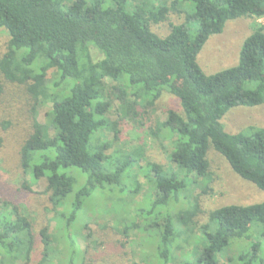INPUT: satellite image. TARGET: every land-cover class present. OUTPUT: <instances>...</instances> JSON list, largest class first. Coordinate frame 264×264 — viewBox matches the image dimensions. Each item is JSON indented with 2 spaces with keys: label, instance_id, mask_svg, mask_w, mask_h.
Listing matches in <instances>:
<instances>
[{
  "label": "trees",
  "instance_id": "obj_1",
  "mask_svg": "<svg viewBox=\"0 0 264 264\" xmlns=\"http://www.w3.org/2000/svg\"><path fill=\"white\" fill-rule=\"evenodd\" d=\"M183 4L189 10L181 11ZM181 13L186 16L183 24H198L194 34L182 24L170 23L171 15ZM242 18L264 19V0H0V31L9 38L7 52L0 57V75L26 87L35 104L31 133L19 153L22 178L30 179L24 180L22 190L30 195L31 183L46 180V190L38 196L48 204L45 211L51 207L57 214L59 233L51 235L45 217L38 228L21 205L2 203L0 264H34L37 254L39 264H86L73 231L85 201L104 186L126 190L109 212L119 216L118 232L126 239L132 230L149 233L158 264H219L228 248L236 252L229 258L231 264H264V202L204 213L188 193L211 175L210 148L236 176L264 192V128L232 135L222 123L234 108L264 104V27H256L244 41L235 67L207 76L197 62L211 37ZM159 25L169 26L167 35L153 30ZM92 50L99 60L93 59ZM51 71L61 78L54 85L47 82ZM65 80L75 82L68 96L60 87ZM141 91L146 102H138ZM2 94L0 80V98ZM164 94L177 99L182 114L169 111L149 136L173 143L170 162L176 169L168 172L146 163L151 182L141 174L143 169H137L154 190L151 209L140 208L141 216L151 218L157 210H166L147 230L126 220L133 213L124 199L137 192L126 184L135 178L138 154L108 155L112 147L99 136L107 130L119 134L118 125L106 118L113 106L109 96L121 102L119 111L125 118L133 119L142 103L153 108ZM131 96L135 100L128 102ZM46 102L52 105L47 129L53 136L37 121L36 108ZM166 131L169 138L162 137ZM4 146L0 134V151ZM181 199L187 209L172 217L169 210ZM59 208L65 210L60 214ZM183 244L193 248L183 252ZM177 253H190L193 260Z\"/></svg>",
  "mask_w": 264,
  "mask_h": 264
},
{
  "label": "rangeland",
  "instance_id": "obj_2",
  "mask_svg": "<svg viewBox=\"0 0 264 264\" xmlns=\"http://www.w3.org/2000/svg\"><path fill=\"white\" fill-rule=\"evenodd\" d=\"M168 1L173 2L174 0ZM187 9L189 10L185 4L180 7L181 11ZM185 17L183 13L173 14L169 21L173 25L182 24L191 34H194L198 24L194 21H186L183 24ZM259 26L264 27V19L256 21L253 18H242L228 22L221 35L211 37L197 58V62L205 75H215L235 67L239 62V54L244 41ZM153 30L160 36H165L169 32V26H153ZM8 40V33L1 30L0 57L7 52ZM92 56L95 61L100 59L95 50H92ZM0 80L3 86V94L0 98V134L5 141V146L0 151V207L2 203L6 202L21 205L36 220L35 223L38 228L43 226L45 217V221H50L51 235L58 237L59 233L55 221L57 214L51 211V207L45 211L48 204L46 205L44 201L39 200L40 196H38L45 192L46 180L41 179L36 184L31 183L30 190H28L30 195L22 190L24 180L30 181V179L29 177L22 178L19 168V153L24 140L31 133V112L35 104L30 100L26 87L9 83L2 75H0ZM57 80L60 82L61 78L60 76L57 77L55 71L48 73L47 82L49 85H54ZM74 83L73 80L61 82L60 87L65 89V96L69 95ZM108 92L111 93V90ZM109 97L113 100V106L106 118L110 123L118 125L119 134L116 136L111 130H107L99 138L111 145L112 150L108 155L118 154L115 158L134 157L135 154H138L139 160L133 171L135 178L126 184L130 189L137 190L135 194L124 199L125 204L131 207L130 213H133V217L126 218V220H130V224L134 223L136 226L149 230L150 225L159 220L158 214H164L166 210H157L151 218L141 216L140 208L145 211L151 209V201H154V190L140 176V171L137 169H143L141 174L150 182L152 175L149 174L148 167H145L146 163L159 164L168 172L176 169L170 162L173 143L153 139L149 136V131L155 128L157 122L166 121L169 111L182 114V110L177 99L164 94L153 108H148L142 103L137 108V118H125L119 111L121 102L112 96ZM137 99H139L138 102H146L145 92L141 91ZM134 100L135 98L131 96L128 102ZM36 109L37 121L46 130H49L47 132L50 136H53V130L47 129V126L49 127L48 115L51 113L52 105L46 102L39 104ZM222 123L225 131L232 135L241 132L248 134L251 128L262 129L264 128V104L254 108H234L224 117ZM163 136L169 138V133L166 131ZM208 161L210 177L205 183L192 186L188 192L192 198L190 201L193 202L194 199H197L204 213L229 206H251L264 202V192L236 176L228 162L213 148H210L208 152ZM83 179L85 182V178ZM76 191L77 189L74 190L73 194ZM125 193V189L119 190L117 187L104 186L103 189L99 188L85 201L84 209L73 232L77 235L78 243L83 252L86 253V264H158L154 260L155 240L147 231L132 230L129 239L118 232L121 228L116 223L119 216L115 212L110 214L109 207L119 204L118 199ZM185 209H187V202L185 199H181L177 204L172 205L169 212L172 213V217H175ZM64 210V208L58 209L60 214ZM200 221L204 222L205 219L200 217ZM123 223L124 219H121V224ZM85 225L87 228L84 227ZM183 246V252L186 253L193 248V246L184 244ZM243 247L246 249L249 244H245ZM262 247L261 254L264 255V243H262ZM239 249L237 246L236 250ZM39 251L42 249L38 245L37 253ZM182 253H177L178 257H182ZM232 253L234 256L236 252L228 248L219 257L218 263L231 264L229 258ZM189 254L183 256L182 259L189 258L192 261L193 257ZM40 262L41 257L37 254V257L34 258V264ZM17 264L22 263L17 262ZM174 264H180V262L177 261Z\"/></svg>",
  "mask_w": 264,
  "mask_h": 264
}]
</instances>
